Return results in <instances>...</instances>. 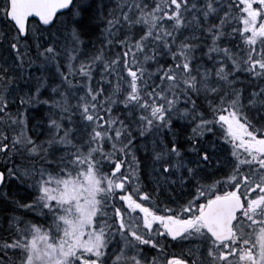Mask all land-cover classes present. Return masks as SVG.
<instances>
[{
  "label": "snow or ice",
  "instance_id": "1",
  "mask_svg": "<svg viewBox=\"0 0 264 264\" xmlns=\"http://www.w3.org/2000/svg\"><path fill=\"white\" fill-rule=\"evenodd\" d=\"M0 264H264V0H0Z\"/></svg>",
  "mask_w": 264,
  "mask_h": 264
},
{
  "label": "trees",
  "instance_id": "2",
  "mask_svg": "<svg viewBox=\"0 0 264 264\" xmlns=\"http://www.w3.org/2000/svg\"><path fill=\"white\" fill-rule=\"evenodd\" d=\"M169 251H170V252L174 251V252L179 253L181 250H178V249H176L175 247H173V246L171 245Z\"/></svg>",
  "mask_w": 264,
  "mask_h": 264
},
{
  "label": "flooded vegetation",
  "instance_id": "3",
  "mask_svg": "<svg viewBox=\"0 0 264 264\" xmlns=\"http://www.w3.org/2000/svg\"><path fill=\"white\" fill-rule=\"evenodd\" d=\"M174 247H178L177 245H174Z\"/></svg>",
  "mask_w": 264,
  "mask_h": 264
},
{
  "label": "rangeland",
  "instance_id": "4",
  "mask_svg": "<svg viewBox=\"0 0 264 264\" xmlns=\"http://www.w3.org/2000/svg\"><path fill=\"white\" fill-rule=\"evenodd\" d=\"M178 250H180V249H178Z\"/></svg>",
  "mask_w": 264,
  "mask_h": 264
}]
</instances>
